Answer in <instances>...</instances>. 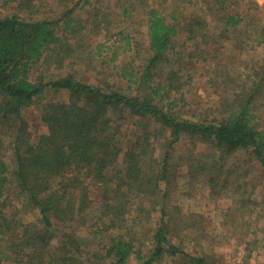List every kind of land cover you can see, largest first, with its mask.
I'll list each match as a JSON object with an SVG mask.
<instances>
[{
  "label": "trees",
  "instance_id": "obj_1",
  "mask_svg": "<svg viewBox=\"0 0 264 264\" xmlns=\"http://www.w3.org/2000/svg\"><path fill=\"white\" fill-rule=\"evenodd\" d=\"M195 4L209 19L190 9ZM0 7V264H164L168 257H181L179 264H208V254L190 253L172 237L169 160L181 141L208 146L210 151L188 149L181 159L208 172L212 191H226L231 204L223 218L231 217L234 231L240 220L250 225L249 216L264 205V196H252L242 162L224 166L230 155L245 153L264 177L258 113L264 2L0 0ZM210 25L218 28L217 35ZM128 26L135 33L127 32ZM101 33L114 41L120 36L117 47H141L144 55L137 67L133 58L112 64L117 80L85 82L67 66L85 57L99 60L105 53L97 40ZM179 37H184L183 55L176 47ZM247 45L260 47L258 66L247 60L237 74L225 75L227 63L246 59L240 57ZM173 56L184 64L172 65ZM197 60L209 78L231 80V87L218 107L195 115L181 106ZM47 88L66 91L68 99L42 105L47 131L34 140L26 108ZM160 141L161 157L155 148ZM11 183L16 190L6 194ZM148 198L155 199L160 217L152 233L135 241L128 214L144 212ZM13 202L20 211L32 209L34 217L16 218L17 210L7 209ZM73 223L91 234L98 250L79 237ZM246 227L237 238L248 243Z\"/></svg>",
  "mask_w": 264,
  "mask_h": 264
},
{
  "label": "rangeland",
  "instance_id": "obj_2",
  "mask_svg": "<svg viewBox=\"0 0 264 264\" xmlns=\"http://www.w3.org/2000/svg\"><path fill=\"white\" fill-rule=\"evenodd\" d=\"M148 3H152L156 0H145ZM261 6L264 0H256ZM56 3V2H54ZM248 3V0H241V4ZM145 6H141L144 10ZM190 6V9H195L203 12L204 16L209 19V15L203 10V6L195 4L194 7ZM0 7V11H1ZM142 16V15H141ZM211 20V19H210ZM209 20V21H210ZM122 24V22H120ZM213 30H210L213 35H217L218 28L210 25ZM127 32L130 34L134 32V26H128ZM109 35L99 34L98 41L103 42L104 45V55L100 56V59L105 58L104 62H100L98 57L93 59L82 58L76 60L74 66H67L73 69L75 67L77 75L87 81H100L104 77L110 80H117L116 75H112V64L119 63L124 60L132 59V64L137 67L141 61L142 55H144V50L140 47L137 51L133 50H123L122 47H117L123 43V39L120 36L114 41L113 38H108ZM115 36V34H114ZM184 46V37H179L177 41L178 54L183 55L186 46ZM114 48H117V53L113 55ZM233 51L235 49L233 48ZM260 47L256 49L247 45L244 52H241L240 58H246L241 61L230 62L225 75L235 73L237 74V69L239 66H243L248 60L247 64L251 67L252 65L258 66ZM113 55L114 59L111 60ZM178 56H173L171 64L176 66L181 63V60L177 59ZM181 64H184L183 62ZM180 64V65H181ZM193 70H195V77L191 80V83L186 88L185 103L182 104L181 108L183 110H188L190 113L198 115L199 112L210 113L213 108L220 105L222 96L225 94V90L230 89L231 80L223 78L220 82L213 81V78H209L200 61H195L193 63ZM185 67H187L185 65ZM230 67V68H229ZM234 68V69H233ZM99 70H102L100 73ZM235 70V71H234ZM61 72V71H60ZM220 80V79H219ZM122 87L125 88L127 83H120ZM68 94L64 90H55L53 88H47L41 99L34 101L31 105L26 108V115L29 123V129L33 133L34 140L37 139L39 134L46 132L47 127L41 120V108L42 105L48 101H58L67 100ZM259 103H261L258 113H260L261 126L264 127V90L260 96ZM263 108V109H262ZM211 115V114H209ZM124 127H126L124 125ZM125 130V129H123ZM124 134L125 132H121ZM162 141V140H161ZM161 141L160 144L156 145V154L161 157ZM197 149L201 152L210 151L207 145L197 143ZM195 145L190 141H181L176 151L171 153V158L169 160V177L170 184L168 186L167 201L170 203V213L173 216L172 227V237L175 242H184V247L193 254L206 253L210 257L208 259V264H256L264 262V244L262 242L264 238V205L261 204L260 207L257 206L255 212H252L249 216L250 225L246 227L245 223H237L238 227L236 231L232 228L234 222L231 221V217L227 216V219L223 218V212L231 204L229 196H227L226 191L220 190L219 192H214L211 190L208 183V176L206 171L199 169V167H191L187 164L185 158L181 159V155L186 153L188 149H196ZM194 151V150H193ZM195 152V151H194ZM11 154L9 153V156ZM205 154H200L198 156H203ZM246 160L247 162H244ZM184 161V162H183ZM238 162H242V171L247 173V186L252 187V196L257 200H262L264 196V177L262 175L259 164L256 160L251 158L248 154L238 153L230 155L226 160L224 169H228L229 165L236 167ZM221 178V175L219 176ZM221 183V182H219ZM92 197H95L96 190L94 187L90 188ZM16 188L13 183L7 186L5 193L8 194L15 191ZM228 191V190H227ZM162 191H159L158 196L161 197ZM156 197L155 199H157ZM155 199H145L143 201L144 212L136 213L132 211L128 217V231L134 236L135 241L139 238L145 237L147 233H152L158 223L160 213L157 211L158 206H156ZM136 203L142 202L141 200H135ZM134 205V204H133ZM136 205V204H135ZM8 210L13 208L15 212L17 210L16 218L19 216L23 220H31L35 214L32 209H25V212L18 209V203L13 202L7 205ZM257 211V212H256ZM8 212V211H7ZM127 215V216H128ZM136 217V221L133 217ZM239 217H242L238 215ZM229 221V222H227ZM89 222V221H88ZM87 222V223H88ZM77 229V233L80 234L79 237L85 241L91 240V234L84 232L83 228L78 229V225L75 223L70 225ZM83 226V225H82ZM80 226V227H82ZM202 227H205L203 231ZM246 227V235H249V242L245 240H239L237 237L241 234L240 230H244ZM125 230L127 227H124ZM242 236V235H241ZM92 248L95 250L97 248L95 240H91ZM247 246V248H245ZM189 247V248H188ZM192 249V250H189ZM251 249V252L250 250ZM181 257L166 258L164 264H179ZM107 263V262H106ZM98 264V263H97ZM128 264H135L132 260ZM207 264V263H206Z\"/></svg>",
  "mask_w": 264,
  "mask_h": 264
}]
</instances>
